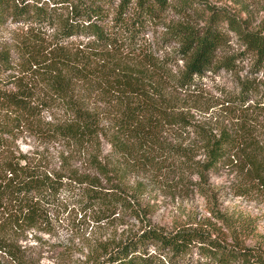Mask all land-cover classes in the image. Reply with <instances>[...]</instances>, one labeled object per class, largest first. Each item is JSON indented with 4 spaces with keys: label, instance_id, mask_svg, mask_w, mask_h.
I'll return each mask as SVG.
<instances>
[{
    "label": "trees",
    "instance_id": "1",
    "mask_svg": "<svg viewBox=\"0 0 264 264\" xmlns=\"http://www.w3.org/2000/svg\"><path fill=\"white\" fill-rule=\"evenodd\" d=\"M238 12L211 0H0V28L16 24L0 41L2 254L25 264L8 230L46 216L64 189L96 223L136 222L117 236L87 239L75 264H264L262 247L240 238L252 232L249 220L239 216L234 226L238 217L221 214L206 185L223 166L233 168L238 191L246 183L264 188V19L253 25ZM158 25L160 41L175 44L168 50L147 38ZM227 31L236 52L225 48ZM245 59L249 69L219 89L206 119L189 112L205 71L235 74ZM185 99L193 105L184 107ZM41 125L44 138L64 146L56 167L5 148L14 129ZM132 171L141 179L130 184ZM158 174L191 184L229 240L207 218L217 234L197 221L150 224L140 196Z\"/></svg>",
    "mask_w": 264,
    "mask_h": 264
},
{
    "label": "rangeland",
    "instance_id": "2",
    "mask_svg": "<svg viewBox=\"0 0 264 264\" xmlns=\"http://www.w3.org/2000/svg\"><path fill=\"white\" fill-rule=\"evenodd\" d=\"M215 4L226 6L229 10L236 9L241 17L249 15L252 24L259 23L264 19V0H211ZM247 9V13L246 10ZM165 14V13H164ZM168 18L173 17L168 11L165 15ZM197 22H200L197 20ZM15 23H6L0 28V41H6L10 36V30ZM163 25H158L153 32L149 31L147 38L151 41H160ZM225 48L228 52H236L240 49L236 35L232 31L225 33ZM175 44L163 43L162 49L168 50ZM180 62V60H178ZM249 60H242L237 65L235 74L219 67L215 71L207 70L204 72L202 82L197 84L195 94L198 95L199 102L195 103L196 108L190 107L189 112L195 117L205 118L211 113L215 106L214 95L219 94V89L224 86L231 88L234 85V77L236 74H242L249 69ZM165 91L172 93L169 87ZM173 92H175L173 90ZM184 93L180 91V95ZM180 102V101H179ZM184 107L193 105L190 100L185 99L180 102ZM58 113V112H57ZM258 118V117H257ZM263 119L258 118L259 123ZM264 124V123H263ZM264 127V125H263ZM24 128V127H23ZM36 131H27L25 129L16 130L10 136H5V148L14 150V154L24 153L29 159L40 162L48 167H56L59 163L60 151L63 145L49 141L44 138L43 125ZM42 132V133H41ZM260 135L264 140V130ZM106 149L107 144H103ZM201 156L196 153L195 157ZM77 164V162L75 163ZM233 168L219 166L215 170H211L207 174L206 185L211 188L214 197L211 201H215L218 210L224 216L238 217L234 226L240 229L237 221L239 216L251 224L253 230L248 225L247 235H241V239L246 244H258L264 250V188L254 187L250 183H246L248 188L238 191L235 186L237 178L234 175ZM164 169H162V172ZM137 174V176H136ZM162 175V174H161ZM140 172L132 171L128 175L129 183L135 182V179H141ZM188 177V175H187ZM195 174L189 176L194 180ZM151 183H146L145 191L140 196V202L145 208L146 218L150 224L158 225L166 229L180 226L182 222L197 221L203 230H210L211 234H217L211 228V223L216 218L210 215L207 209V201L202 197L191 184L184 186L182 183L175 184L173 179H165L156 176ZM242 188V187H239ZM62 189L59 192L57 203L49 208L46 216L38 219L32 226L23 230L11 231V238H15L17 244L23 249V260L25 264H75L83 259L84 244L91 237L105 238L107 234H119L124 224L134 223L135 220L127 218L123 221H115L112 225L96 223L89 217V209H81L77 200L65 194ZM210 201V202H211ZM151 203V206L145 203ZM208 219L206 221L205 219ZM243 223V225L245 224ZM136 224V222H135ZM215 226H220L222 233H218L222 237L228 236V228L226 229L222 219L215 221ZM244 227V226H243ZM208 230V231H209ZM249 230V231H248ZM209 231V232H210ZM242 232L241 234H246ZM226 237L227 240H229ZM0 261L5 264H17L0 252Z\"/></svg>",
    "mask_w": 264,
    "mask_h": 264
}]
</instances>
